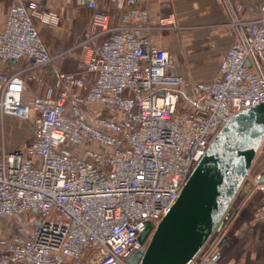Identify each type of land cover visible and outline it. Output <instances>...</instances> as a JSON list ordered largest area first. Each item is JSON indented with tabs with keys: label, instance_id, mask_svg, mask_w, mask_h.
Segmentation results:
<instances>
[{
	"label": "built area",
	"instance_id": "built-area-1",
	"mask_svg": "<svg viewBox=\"0 0 264 264\" xmlns=\"http://www.w3.org/2000/svg\"><path fill=\"white\" fill-rule=\"evenodd\" d=\"M106 1L123 11L144 0ZM66 3L90 11L72 47L48 51L35 23L60 17L33 0L12 5L0 31V63L26 62L0 73V116L33 132L29 145L0 154V218L30 221L0 264H129L226 121L264 102V0L249 21L230 6L237 37L209 84L174 75L169 53L152 44L150 33L177 30L171 14L151 24L147 11L131 12L140 24L113 29L98 0ZM78 49L86 55L75 73L58 71L44 96L27 88L45 85L35 70ZM87 105L101 112L88 117ZM263 212L264 203L255 217ZM225 224L191 264H216Z\"/></svg>",
	"mask_w": 264,
	"mask_h": 264
},
{
	"label": "crops",
	"instance_id": "crops-1",
	"mask_svg": "<svg viewBox=\"0 0 264 264\" xmlns=\"http://www.w3.org/2000/svg\"><path fill=\"white\" fill-rule=\"evenodd\" d=\"M18 1L0 0V31L3 30L8 12ZM48 11L57 13L61 19L59 26H47L39 22L35 26L43 34L51 29L44 41L50 53L60 47H72L88 28L90 11L66 3V0H33ZM227 1V2H226ZM144 0L130 9L117 11L106 0H98L99 8L109 15V26L113 29L133 28L140 24L132 13L147 11L149 23L153 24L160 14H171L177 30L164 36L150 33L153 45L167 51L171 57V72L185 81L209 84L218 76L219 65L235 42L236 29L232 26V16L227 3L241 21H249L260 15L263 0ZM42 40V39H41ZM86 53L78 49L65 60H55L35 73L45 85L39 86L27 81V88L38 96H44L46 89L53 85L58 71L75 73L76 62ZM19 63H0V73L13 72L15 68L24 66ZM55 95V92H53ZM88 117L100 112H90ZM96 107V106H93ZM99 108V107H96ZM100 109V108H99ZM101 110V109H100ZM32 127L28 123L13 116H0V154L12 152L30 144ZM11 136L12 142L6 144V137ZM261 171L249 179L253 180L262 174ZM264 203V182L254 184L244 191L240 201L222 231L224 243L219 248L216 264H264V212L260 218L255 214ZM30 221L17 217L0 218V256L7 253L14 243L15 237L26 239L29 235Z\"/></svg>",
	"mask_w": 264,
	"mask_h": 264
},
{
	"label": "water",
	"instance_id": "water-1",
	"mask_svg": "<svg viewBox=\"0 0 264 264\" xmlns=\"http://www.w3.org/2000/svg\"><path fill=\"white\" fill-rule=\"evenodd\" d=\"M226 1V0H225ZM227 2V1H226ZM228 8L230 5L227 3ZM15 63V61H11ZM264 141V102L226 121L189 175L174 205L139 239L146 246L129 264H191L225 224L244 191L264 182L249 171ZM222 238L219 247L224 243Z\"/></svg>",
	"mask_w": 264,
	"mask_h": 264
},
{
	"label": "rangeland",
	"instance_id": "rangeland-1",
	"mask_svg": "<svg viewBox=\"0 0 264 264\" xmlns=\"http://www.w3.org/2000/svg\"><path fill=\"white\" fill-rule=\"evenodd\" d=\"M59 24H61V19H60V23ZM50 30L51 29L45 30L44 34L41 31H39L40 38L42 39V42L45 43V44H46V42L44 41L45 36L50 34V32H49ZM90 110H91L90 112H92V113L101 111L99 108H96V107H93V106L90 107ZM27 123H28V126L31 128L32 127L31 123H29V122H27ZM11 142H12V137L11 136L6 137V144L8 146H9V144ZM263 170H264V141H263V143H262V145H261V147H260V149H259V151L257 153V156H256V158H255V160L253 162V165H252V167H251V169L249 171V178L251 176H255L256 174H258L259 172H261Z\"/></svg>",
	"mask_w": 264,
	"mask_h": 264
}]
</instances>
